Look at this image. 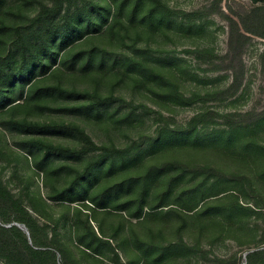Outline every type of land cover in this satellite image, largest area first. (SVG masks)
Returning a JSON list of instances; mask_svg holds the SVG:
<instances>
[{
  "label": "rangeland",
  "instance_id": "1",
  "mask_svg": "<svg viewBox=\"0 0 264 264\" xmlns=\"http://www.w3.org/2000/svg\"><path fill=\"white\" fill-rule=\"evenodd\" d=\"M40 1L53 0H3L0 55L8 54L9 40L19 37L18 24L32 18ZM148 2L141 1L136 27L116 26L111 37L79 48H106L112 60L107 58L100 65L96 60L82 71L78 69L79 62V72L75 74L65 70L64 74L48 76L41 84L61 86L62 90L54 89L53 97L44 103L30 101L12 113L8 108L1 109V100L0 121L4 126L0 123V178L12 197H8L9 201L0 200V225L15 226L20 233L0 230V264H203L200 255L190 257L184 251L163 253L173 246V241L181 239L198 244L210 257L236 255L239 264H251L248 253L264 249V244L257 246L264 236V38L248 34L251 40L243 54L240 88L226 99L217 92L232 82V71H210L208 56L198 59L188 52L208 50L218 61L227 51L229 33L221 10L237 20L236 14L246 16V21L257 28L255 22L264 18V0H162L170 10L201 12L192 19L164 18L155 25L142 21ZM160 13L162 9L156 15ZM45 49L41 47L42 52ZM126 57L157 68L164 77L153 90L148 89L143 75L133 78L121 65V59ZM113 58L118 60L116 64H112ZM59 59L54 63L47 53L43 63L53 67ZM20 63V55L15 54L9 74L15 76ZM35 63L30 76L36 73L37 77L42 64ZM172 80L182 94L197 93L198 98L183 105L164 97L167 82ZM4 81L0 78V99L15 98L16 88ZM206 92L220 97L207 99ZM202 111L206 115L198 120L197 143L175 139L154 144L164 126L185 128ZM250 111H254L252 117L247 115ZM231 112L244 115V123L256 121L259 116L262 121L256 126L246 125L231 144L222 145L214 141L213 135L225 127L221 116ZM23 120L53 128L47 133H31L19 125ZM80 130L91 136L96 147L88 145ZM36 139L41 142L32 149L35 156H28L23 141ZM127 146L136 149L125 156L124 162L116 160L111 170L108 159L96 163L104 152L99 148ZM35 162L43 163L41 170ZM206 164L216 169L215 174H205L200 169ZM203 180L205 184L197 188ZM229 189L233 190L211 204L207 214L189 216L187 228L178 231L181 220L171 207L190 210L203 197L215 199L212 195ZM96 197H102L103 203ZM236 197L257 211L229 213ZM160 200L164 202L162 211L150 214L149 207ZM15 202L30 212L46 246L38 248L43 245L38 232L28 229ZM123 203H127L125 211L115 210ZM139 205L144 223L135 229L140 233L143 230L144 235L138 238L145 243L136 241L130 228V221L140 223V219L131 216L138 212ZM202 206L200 203L198 209ZM96 235L110 238L112 247L97 242ZM10 243L18 262L15 258L8 261ZM98 243L102 246L98 247ZM30 248L38 253L33 254ZM160 252L162 258L155 260ZM116 253L119 262L115 260Z\"/></svg>",
  "mask_w": 264,
  "mask_h": 264
},
{
  "label": "trees",
  "instance_id": "2",
  "mask_svg": "<svg viewBox=\"0 0 264 264\" xmlns=\"http://www.w3.org/2000/svg\"><path fill=\"white\" fill-rule=\"evenodd\" d=\"M141 1L144 0H53L51 3L40 1L37 11L32 16V18H30L26 23L23 22L22 24H18V28L16 27L19 32V37H15L9 40L10 44L8 47V54L5 56L0 55V78L4 79V82L9 84L11 88H16L15 98H9V100H6L5 98L8 99V97L5 96V98L0 99V102L1 100H3V107L1 109L8 108L13 113V111H15L17 107L26 105L25 103H28L30 101H37L38 104L40 102L44 103L47 98L53 97L52 95L54 94L52 93V91H54V89L62 90L61 86H43L41 83L46 81L48 79V76H58L64 74L65 70L72 72V74H75L76 72H79V70L82 71L87 67H91L96 62V60L100 61L98 62L99 65L108 59L112 60L111 54L109 55V53L105 51L106 48L102 50V48L92 46L89 47L86 51H82L79 48L88 43L90 44L96 42L99 38L104 39L108 36L111 37L112 32L114 31L116 26H126L128 28V25L131 24L136 27L137 23L135 22V18L137 16L138 10L141 9ZM148 1V10L145 16L142 17V21L147 20L151 25H155L157 20L160 22L164 18L168 19L171 17H175L184 20L192 19V17H197V15H199V13L201 12V10H196L188 13L185 11H174L170 10L168 5H163L162 0ZM2 2L3 0H0V5L2 4ZM158 9H162L163 13H160L157 16L156 12ZM169 12H171V15L169 14ZM236 15L238 16V20L231 15H228L225 11L221 10L222 18L225 19L228 23L229 33L227 51L219 58L218 61L215 59L217 56H215L211 51H201V49H195L193 51L188 50L190 54H195L198 59L201 56L204 58H207L208 56L209 58L206 61H208V63L210 64V71L217 72L225 69L232 71V82L226 88H224L223 91L217 92L221 95L222 99L233 97L240 88L241 78L244 71L243 54L245 48L251 40V37L248 34L252 33L264 38V18H258L257 22H255V24L257 23L258 25L256 28L255 26L253 27V25L251 26L250 22L246 21V16H243L241 14ZM103 27H106L105 31L101 30ZM10 33L12 34V32ZM1 40L2 37L0 36V41ZM42 46L46 47L43 52L41 51ZM47 53L50 54V59L54 60V63L58 60V58H60L59 63H56L53 67H51L50 65L45 66V64L43 63V57H45ZM15 54L20 55L21 63L19 65V70L17 71L15 76H12L11 74H9V70L12 67L11 60L15 56ZM262 54H264V51ZM115 58H113V61H111L112 64H116V62L118 61ZM35 62H40L42 64V68L37 77H35L36 73L33 76H30V73L33 71V66L36 64ZM79 62L80 67L78 68V70L77 66ZM120 62L121 65L132 74L131 76L133 78L140 76L139 74L143 75L145 78L143 81H145V84L148 85L147 87L150 90H153L152 87L156 86L158 80H161V78L164 77L162 72H160L157 68L146 65L143 62L136 61L132 57L123 58ZM56 65L57 67H55ZM134 70L136 71V74ZM68 93H70L71 95L78 94V92L75 91H68ZM164 93V97L171 98L172 101L178 102L179 104L183 105L193 102L199 96V94L197 93H193L190 96L182 94L178 90L177 83L174 80L169 81V83L167 82V89L164 90ZM218 94H216L215 92H206L205 97L208 99L209 96H212L215 99V96L220 97ZM21 101H23V103ZM253 114L254 111H250L247 115L252 117ZM205 115L206 112L204 111L194 115L188 121V125L185 128H174L170 125L164 126L155 136L154 144H164L167 140L175 139L180 141H189L191 142V144L197 143L198 139L200 138V133L197 129L199 124L198 120ZM242 116L244 115L237 112L223 114L221 117L225 119V127L221 128L220 130H216V133L213 135L214 141L222 145L231 144L235 140V137L242 132L244 127H246V125H248L249 127L256 126L259 125L262 121L261 117L259 116L256 121L248 120V122L244 123L241 121L243 120L241 118H244ZM261 116L264 117L263 114H261ZM0 123L1 125H3L2 120L0 121ZM19 125L25 131L31 133H47L53 128V125L51 126L47 124H33L26 120H23L21 123H19ZM80 134L82 138L88 143V145H93V147H96L94 146L92 138L88 133L80 130ZM40 142V139H36L31 142L25 140L23 141V143L27 145L28 156L32 154L34 155L32 149L34 146L38 147ZM99 149L103 150L104 152L102 154H99L96 163H103L108 159L109 169L111 170L114 167L116 160L124 162V160L126 159L125 156H129L131 152L136 149V147H101ZM35 163L37 169L39 168L41 170L43 167V163ZM208 165L209 164H206L205 167L200 166V169L205 174H215L216 169ZM92 166H94V164H92ZM204 184V180L199 181L197 188H201V186ZM215 184H217L216 181ZM230 190L233 189L225 190L221 193L212 195L213 197H216L215 199H210V196L203 197L199 200V203H197L190 210H187V207H171V209L175 213H177L178 217L181 220L178 231L182 232L185 228H187L186 219L189 216L191 218H195L196 216L207 214V210L209 209L211 204L220 201L222 199L221 197H223L221 195L227 193ZM8 197H12V195L10 191L3 185V182L0 178V200L9 201ZM96 198H99V200H101V202L103 203L104 200L102 197ZM55 200L65 201L57 198H55ZM73 201L75 200H70V202ZM163 203L164 202L162 200L154 202L149 207V213L155 214L162 211L161 208L164 206ZM200 203H203V206L198 209ZM20 204L21 203L19 202H15L14 206L18 207V209L23 212V216L21 218L28 229L30 231L34 229L36 232H38L37 236L43 244L38 246V248L40 249L46 246V242H43L41 233L39 232L40 230H37L38 226L34 222L32 216L30 215V212L20 207L22 206ZM119 206L120 208L115 210L125 211L127 203H123ZM100 208L106 209L107 207L101 206ZM240 210L257 211L250 205H243L236 197L230 203L229 213H238ZM141 211L142 207L139 205L138 212L133 213L131 216L140 219V223L138 224L136 222L130 221V228L134 233L135 240L145 243V241L143 242L138 238L144 235L143 230H141V234L140 231H137L135 229L137 225L140 226L144 223V221L141 220ZM190 212L192 213L190 214ZM105 221H103L101 225L103 231L105 230ZM120 226L121 222L117 228L115 227L116 232L119 231ZM0 230L1 232H4L6 234L20 233L18 231L19 229H17V227L15 226L6 228L0 225ZM95 237L99 240L97 242L101 243L102 245L103 243H106L107 245L112 247L110 238H101L97 235ZM93 241L95 242V240ZM99 243L98 247L102 246H99ZM172 243H174L172 244L173 246L164 250L163 253H165L166 251H184L190 257L200 255L198 256L199 260H203V262L205 261L203 264H239V260L236 255H233L230 258H222L219 256L210 257L207 252H202L204 249L196 243H189L184 239H181L178 242L173 241ZM257 244L258 248H260V245L264 244V236L259 239ZM30 249L33 254L38 253L36 249ZM47 253L51 252L47 251ZM52 256H54V254ZM66 256L68 255L66 254ZM115 256V260L119 262V255L116 253ZM13 258H15L17 261L14 247L10 243L8 261L11 263L13 261ZM161 258L162 252H160V255H158V253L157 255H155V260H160ZM248 259L252 261L251 264H255L254 261H258V264H264V249H258L249 252Z\"/></svg>",
  "mask_w": 264,
  "mask_h": 264
}]
</instances>
